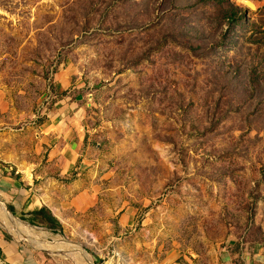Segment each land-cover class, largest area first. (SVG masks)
<instances>
[{"label": "rangeland", "instance_id": "1", "mask_svg": "<svg viewBox=\"0 0 264 264\" xmlns=\"http://www.w3.org/2000/svg\"><path fill=\"white\" fill-rule=\"evenodd\" d=\"M61 103L68 173L37 150ZM1 144L63 229L11 210L0 264H264V0H0Z\"/></svg>", "mask_w": 264, "mask_h": 264}, {"label": "crops", "instance_id": "2", "mask_svg": "<svg viewBox=\"0 0 264 264\" xmlns=\"http://www.w3.org/2000/svg\"><path fill=\"white\" fill-rule=\"evenodd\" d=\"M67 81L66 74L61 75L57 80L59 88H65ZM47 121L48 125L40 136L37 150L43 151L44 144L49 145L46 151L50 149L51 155H60L64 161L62 171L68 173L75 165L79 145L83 143L86 135L81 118L77 112L71 114L70 110L61 103L51 112ZM5 164L7 166H2ZM35 165H37L35 160H30L16 148L10 149L8 145H0V185L6 188L7 193H10L8 195L10 205L26 214L40 209L43 205L53 207L48 203L49 197H46V193L43 192V182L48 181L47 177L39 179L38 168H35ZM41 165L43 168V165L47 167L48 164ZM39 181L41 185H37Z\"/></svg>", "mask_w": 264, "mask_h": 264}, {"label": "trees", "instance_id": "3", "mask_svg": "<svg viewBox=\"0 0 264 264\" xmlns=\"http://www.w3.org/2000/svg\"><path fill=\"white\" fill-rule=\"evenodd\" d=\"M238 10L231 11V12H225V20L226 21H232L238 19ZM216 30L217 27L213 26ZM225 27V26H224ZM215 45H218V41L216 38H214V41H212ZM12 211H14L13 206H9ZM31 218H29V221L32 224H39L44 223L47 224L50 228H52L55 232L59 229H63L61 221L56 217L50 208H48L46 205H43L40 209L34 210L30 213Z\"/></svg>", "mask_w": 264, "mask_h": 264}, {"label": "water", "instance_id": "4", "mask_svg": "<svg viewBox=\"0 0 264 264\" xmlns=\"http://www.w3.org/2000/svg\"><path fill=\"white\" fill-rule=\"evenodd\" d=\"M0 204L3 205L5 211L7 212V215H8V217H9V219H11L12 224H13V226H14V228H15V231L19 232V229H18V227H17V223H16V221H15V215L13 214V212L11 211V209L9 208V206H8V205L5 203V201H3V200H0ZM29 225H30L31 227H36V226H34V225H31V224H29ZM62 242L67 243V244L75 243V244L81 245L80 243H78V242H73V241H71V240H64V241H62ZM83 254H84V255H87V252H86V251H83ZM90 263H91V264H95L93 260H90Z\"/></svg>", "mask_w": 264, "mask_h": 264}, {"label": "bare ground", "instance_id": "5", "mask_svg": "<svg viewBox=\"0 0 264 264\" xmlns=\"http://www.w3.org/2000/svg\"><path fill=\"white\" fill-rule=\"evenodd\" d=\"M248 4L251 6V7H254V4L252 3V2H248ZM0 218H6V219H9V217H8V215L7 214H5V213H2L1 211H0ZM15 220H17V222L18 223H22L21 221H19L17 218L15 219ZM26 229V228H25ZM28 230H30V229H26L25 231L27 232ZM38 232V231H37ZM43 233V232H42ZM44 234V233H43ZM34 235H36V234H34ZM73 247H75L74 245H72ZM76 248V247H75ZM75 248H73V249H75ZM78 249V248H77ZM81 251V250H80ZM80 255V257H82V256H84V258L89 262V264H91L90 263V260H91V258H89V257H87L86 255H82V253H80L79 251H77Z\"/></svg>", "mask_w": 264, "mask_h": 264}]
</instances>
